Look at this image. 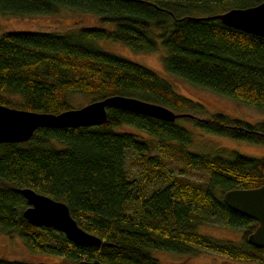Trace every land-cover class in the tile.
Returning a JSON list of instances; mask_svg holds the SVG:
<instances>
[{
  "label": "trees",
  "instance_id": "obj_1",
  "mask_svg": "<svg viewBox=\"0 0 264 264\" xmlns=\"http://www.w3.org/2000/svg\"><path fill=\"white\" fill-rule=\"evenodd\" d=\"M264 0H0V13L55 14L69 8L91 13L113 30L79 27L64 33L5 31L0 34V104L57 114L111 95L135 97L188 114L173 122L107 107L96 126L36 129L29 140L0 143V232L18 235L27 250L75 263L159 264L151 249L192 255L197 248L230 259L264 264V247L249 243L257 222L230 208L223 194L264 184V154L247 156L216 147L192 151V132L179 121L192 120L204 133L264 145V121L249 124L201 110L152 70L96 46L111 40L134 52L165 50L164 70L181 80L264 112V38L207 18L230 8ZM78 95L87 98L77 105ZM143 131L152 139H146ZM207 175L201 182L164 170L153 142ZM145 159L139 183L124 169L125 150ZM139 158L135 160L139 164ZM162 186L143 192L157 174ZM20 188L64 202L85 231L102 240L98 247L75 245L52 227L24 221L27 207ZM221 222L242 231L239 241L198 232ZM0 264H45L0 258Z\"/></svg>",
  "mask_w": 264,
  "mask_h": 264
},
{
  "label": "rangeland",
  "instance_id": "obj_2",
  "mask_svg": "<svg viewBox=\"0 0 264 264\" xmlns=\"http://www.w3.org/2000/svg\"><path fill=\"white\" fill-rule=\"evenodd\" d=\"M79 27H98L106 30H113L112 23L101 22L97 16L91 13H83L69 8L60 9L55 14H32V15H11L0 13V34L5 31H36V32H58L64 33ZM96 46L104 51L117 54L123 58L140 64L171 84L173 89L194 102H198L201 110H191L189 114L208 117L212 114L221 113L230 118L239 119L249 124H256L264 121V112L246 104L235 101L231 98L219 95L212 91L194 86L184 80L168 74L163 68V57L165 50L159 44L158 50L154 52H134L128 46L120 42L111 40H100ZM77 105L85 104L87 98L78 95L75 100ZM179 125L188 128L192 132L191 149L197 153H205L216 147L224 146L232 148L241 154L259 157L264 154V145L254 144L243 140L232 139L220 135L207 134L196 128L192 120L179 121ZM141 133L146 139H152L149 134L135 130ZM160 143L153 142L152 154L161 155L164 159V170L171 174H181L191 181L201 182L205 179L207 173L194 168L189 172H183V163L179 158L171 156L170 152H162ZM139 158V164L135 160ZM145 159L140 153L132 148L125 150L124 169L128 176L135 179L137 184L144 165L140 164ZM157 180L153 178L148 185L143 188V192H150L158 186H162L161 179L164 174L158 173ZM198 232L209 236L239 241L242 237V231L239 229L228 228L221 222L207 223L198 227ZM152 257L158 260L159 264H262L257 262H244L230 259L220 253L207 250L202 247L197 248V253L192 255L178 254L166 250H149ZM0 258L6 260H23L32 263L45 264H73L68 259L47 253H33L25 248L18 235L7 237L0 232Z\"/></svg>",
  "mask_w": 264,
  "mask_h": 264
},
{
  "label": "water",
  "instance_id": "obj_3",
  "mask_svg": "<svg viewBox=\"0 0 264 264\" xmlns=\"http://www.w3.org/2000/svg\"><path fill=\"white\" fill-rule=\"evenodd\" d=\"M222 24L264 38V1L245 8H230L208 16ZM107 107L119 108L167 122L188 114L176 113L157 104L130 96L111 95L91 101L81 107L57 114L36 112L0 104V143L24 142L41 127L63 128L96 126L107 118ZM27 207L22 211L24 221L34 226L52 227L62 232L75 245L98 247L100 237L82 229L70 214L68 206L59 200L38 193L31 188H20ZM224 202L233 210L255 220L257 226L248 241L264 247V184L255 188H236L223 194ZM73 264H106L97 259H81Z\"/></svg>",
  "mask_w": 264,
  "mask_h": 264
}]
</instances>
